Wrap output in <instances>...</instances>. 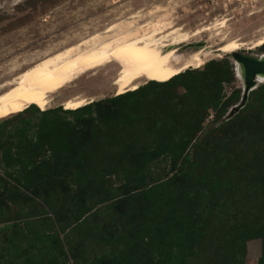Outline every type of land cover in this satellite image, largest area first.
<instances>
[{"label":"trees","instance_id":"1","mask_svg":"<svg viewBox=\"0 0 264 264\" xmlns=\"http://www.w3.org/2000/svg\"><path fill=\"white\" fill-rule=\"evenodd\" d=\"M258 48L264 53V44ZM222 67L233 80L226 61H210L200 71L72 110L33 104L35 112L41 110L35 133L19 128L0 137V196L6 197L7 212L14 208L10 218H0V264H121L105 255L84 259L83 246L69 257L58 232L81 223L95 206L114 207L138 195L145 210L133 248L144 247L148 264H244L245 244L253 240L260 241L255 264H264V128L246 116L257 111L264 117V83L248 93L242 109L222 119L241 93L234 88L222 95ZM183 80L186 105L178 122L175 113L166 119L144 108L153 88ZM234 132L236 143L247 142L253 154L242 165V156L229 148ZM161 163L169 165V179L156 178ZM178 182L183 187L176 188ZM66 187L83 190L70 222L58 227L50 218L35 220L29 205L55 217L51 203Z\"/></svg>","mask_w":264,"mask_h":264},{"label":"rangeland","instance_id":"2","mask_svg":"<svg viewBox=\"0 0 264 264\" xmlns=\"http://www.w3.org/2000/svg\"><path fill=\"white\" fill-rule=\"evenodd\" d=\"M140 9L143 15L153 9L158 11L170 10L169 18L174 20L177 26L185 25L189 30L194 29L198 24H210L216 18H226L225 30L230 32V37H237L241 40L237 53L251 57L264 54L261 48L249 49L252 46L251 43L262 33L259 30L264 25V0H0V68L11 64L12 59L17 60L41 51L42 48L71 37L73 34H82L84 33L83 29L89 28L91 25L103 26L112 20L118 21L121 18L120 13L126 12L122 16L126 17ZM251 12L255 14L249 17L248 14ZM151 20L153 19L146 18L139 21L138 24H142V21L145 23ZM255 31L257 33H254ZM206 38V34H202L198 39H191L189 43H201L206 41ZM213 42L216 43V41ZM212 43L210 44L212 45ZM196 48L193 46L184 52H180V54ZM220 60L228 63L234 77L232 80L229 70L225 67L221 68L219 75L225 78L221 83L222 95H229L234 88L241 91V80L235 75V66L230 55L212 57L206 62H219ZM203 67L196 71L202 70ZM227 79L228 83L224 82ZM101 83L102 77L98 75L95 78L82 77L76 84L79 85L78 90H82L83 88H94L93 86H98ZM144 85L145 83L140 82L137 87H144ZM210 88L214 87L210 86ZM185 92V80L174 87H155L152 92H149L148 98L143 101V106L150 112L164 115L166 119L170 114L175 113L178 122L180 120L178 116L185 110L186 102L183 98ZM117 95L120 93L113 90L101 98L94 99V101ZM54 97L59 98L56 94ZM58 101V99L54 100L49 110L60 108L63 111L64 108L60 106ZM38 105L41 109H45L40 104ZM234 106L230 107L222 119H229L234 115L230 113ZM31 107L19 112L20 114L0 120V137L5 138L8 135L17 134L19 128L26 129L27 135H33L41 122L38 114L41 110L35 112ZM246 116L254 123L258 122L256 127L261 130L264 128V117H261L257 111ZM210 119L211 112L209 111L208 118L201 124V133L205 130V125L209 124ZM199 135L201 136L200 133L195 134L197 137ZM246 137L249 138L248 135ZM230 139L232 140L229 142V148L242 156L240 157L242 160L240 165H242L243 160L253 155L250 152V146L247 142L243 146L237 144L235 132L231 133ZM169 169L168 164L161 163L156 178L158 180L169 179L173 175ZM244 169H248L247 164H244ZM111 183L113 188L120 189V183L115 181H111ZM180 187H183L182 182L176 184V188ZM137 194H139V190L134 192V195ZM122 195V190L117 191L118 199H121ZM81 197H83L82 189L75 187L58 189L54 195V202L51 203V207L57 213L55 216L57 220L51 213L42 215V211L37 205H29L28 209L35 215L33 216L35 220L45 221L50 218L56 226L63 227L70 222V217L75 212V208L80 205ZM5 198V196H0V202H2L1 219L10 218L14 212V208L7 212L3 206V202L6 203ZM109 205L111 203L106 202L95 206L93 213L90 216H85V220L81 223L64 229L63 232L59 231L58 236L63 244L62 248L66 250L69 257L71 254L79 253L81 246H83L85 249L83 258L87 260L93 256L105 255L110 260L118 261L121 264H148L144 247L133 248V243L138 240V233L141 225H143L142 212L145 210V203L142 197L140 195L135 196L129 202L122 201L121 204L114 207ZM1 226L2 224H0ZM85 234L87 235L85 236ZM0 238H2L1 231ZM66 242H69L70 250L66 246ZM259 255V240L249 241L245 244L244 264H255ZM82 262L84 261L82 260ZM68 264L71 262L68 261Z\"/></svg>","mask_w":264,"mask_h":264},{"label":"bare ground","instance_id":"3","mask_svg":"<svg viewBox=\"0 0 264 264\" xmlns=\"http://www.w3.org/2000/svg\"><path fill=\"white\" fill-rule=\"evenodd\" d=\"M141 9L126 17H122L126 12L120 13L118 21L112 20L103 26L83 27L82 34L67 36L1 67L0 120L33 104L49 110L56 99L60 106L76 109L113 90L124 94L137 90L140 82L168 81L185 71L198 70L212 57L231 55L239 50L241 40L230 37V32L225 30L226 18H216L210 24H198L189 30L185 25L177 26L169 18L170 10L153 9L143 15ZM146 18L153 20L138 24ZM259 32L261 35L249 49L264 44V25ZM202 34H206V41L189 43ZM193 46L197 48L180 54ZM234 66L236 76L241 80L235 62ZM98 75L102 77L101 84L78 90L76 83L82 77ZM261 83L264 79L257 82ZM55 94L60 99L54 97Z\"/></svg>","mask_w":264,"mask_h":264},{"label":"water","instance_id":"4","mask_svg":"<svg viewBox=\"0 0 264 264\" xmlns=\"http://www.w3.org/2000/svg\"><path fill=\"white\" fill-rule=\"evenodd\" d=\"M230 56L238 65V73L241 76V98L230 111L233 115L244 107L248 93L255 89L257 82L264 79V54L251 57L236 52Z\"/></svg>","mask_w":264,"mask_h":264}]
</instances>
